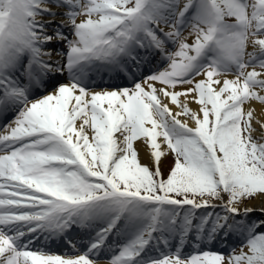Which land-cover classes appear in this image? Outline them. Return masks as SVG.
<instances>
[{"label":"snow or ice","instance_id":"6c2138e0","mask_svg":"<svg viewBox=\"0 0 264 264\" xmlns=\"http://www.w3.org/2000/svg\"><path fill=\"white\" fill-rule=\"evenodd\" d=\"M254 103L264 0H0V264H264Z\"/></svg>","mask_w":264,"mask_h":264},{"label":"bare ground","instance_id":"6f19581e","mask_svg":"<svg viewBox=\"0 0 264 264\" xmlns=\"http://www.w3.org/2000/svg\"><path fill=\"white\" fill-rule=\"evenodd\" d=\"M187 37L188 38H192V37H190L189 36V34L187 35ZM229 78H231V77H229ZM187 87V86H186ZM177 91H182L183 90V88L181 87L180 89H176ZM181 100H183L184 98L183 97H181L180 98ZM253 106L256 108V110H257V115L259 116V117H262V118H264V111H262L261 109H262V106L261 105H259L258 103H254L253 104ZM189 107L190 108H192V109H197V105L195 104V103H190L189 104ZM178 109L175 107V106H172V111L173 112H175V111H177ZM181 119L182 120H184V119H187V117H181ZM3 122H4V120L2 119V118H0V125H2L3 124ZM189 125L190 126H192V122L191 121H189ZM257 127H258V125H257ZM136 146L139 148V159H140V161H141V163L142 164H147V165H150L151 166V161H150V159H149V156H148V150L146 149V147L144 146V144H143V142H141V141H137L136 142ZM163 160V159H162ZM252 204L253 205H256V206H259V204H260V201L259 200H254V201H252ZM53 251H56L57 253H59L60 251H62V249H53Z\"/></svg>","mask_w":264,"mask_h":264},{"label":"rangeland","instance_id":"374dc122","mask_svg":"<svg viewBox=\"0 0 264 264\" xmlns=\"http://www.w3.org/2000/svg\"><path fill=\"white\" fill-rule=\"evenodd\" d=\"M184 87H186V86H184ZM180 88L181 87H178V89H180ZM172 159H173L172 155H168L167 157L163 158V160H162L161 168H162V170L164 172L165 177L168 174V170H169V167H170V165L172 163Z\"/></svg>","mask_w":264,"mask_h":264}]
</instances>
